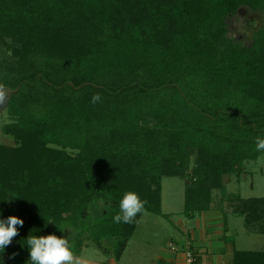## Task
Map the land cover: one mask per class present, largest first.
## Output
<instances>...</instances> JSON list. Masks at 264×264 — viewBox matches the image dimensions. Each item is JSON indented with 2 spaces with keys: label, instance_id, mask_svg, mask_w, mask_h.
Listing matches in <instances>:
<instances>
[{
  "label": "trees",
  "instance_id": "trees-1",
  "mask_svg": "<svg viewBox=\"0 0 264 264\" xmlns=\"http://www.w3.org/2000/svg\"><path fill=\"white\" fill-rule=\"evenodd\" d=\"M243 7L264 0H0L16 140L0 145V219L24 221L0 264L28 262L29 235L68 239L70 228L77 257L91 230L99 247L117 240L119 259L145 211L165 216L163 178L186 180L191 218L264 155V26L249 45L232 36ZM128 191L145 211L113 223ZM219 200L264 234V196ZM234 264H264V249L237 250Z\"/></svg>",
  "mask_w": 264,
  "mask_h": 264
},
{
  "label": "rangeland",
  "instance_id": "rangeland-1",
  "mask_svg": "<svg viewBox=\"0 0 264 264\" xmlns=\"http://www.w3.org/2000/svg\"><path fill=\"white\" fill-rule=\"evenodd\" d=\"M263 26L264 10L254 11L243 7L234 17L230 26V33L232 36L242 39L244 44L249 45L254 38L255 32ZM7 51L11 56V50L8 49ZM11 95L12 91L5 88L6 99L3 103H0V145L6 146H14L16 144L14 136L5 131V126L13 121L9 111ZM191 163L190 165L192 166L194 161ZM246 163L247 172H244L241 176H225V187L223 190H216L214 193L213 208L209 210L212 212L210 214L208 212L197 214L192 219H187L184 215L186 180L178 176L163 178L162 211L165 216L145 211L137 228L129 237L125 251L119 259L112 252L116 248L115 241L117 240L112 241L113 238L109 240L108 236L101 238L102 247H99L93 239L91 230H88L82 235L84 247L79 258L85 264H169V259H174V253L177 252V250L172 248L171 243L176 246L182 245L188 238L187 234L182 233L180 229L185 228V230H188L187 232H190V235L198 234L202 236L200 232L204 233L207 230L206 228L209 229L207 230L209 233L220 231L219 225L224 224L223 218H225L227 224L226 237H223V240L226 242L225 246L228 249L263 250L264 234L260 233L257 227H248L245 218L234 212L232 204L227 203L223 207L217 208L220 202L219 199L222 196L227 198L231 194L242 197L264 196V155H261L257 160L247 161ZM217 209H219L222 219H220V215H213ZM180 220L185 221L179 223ZM68 233L69 241L73 240L76 234L75 230L70 228ZM48 234L49 230L46 232V235ZM221 235L223 234L221 233ZM109 249L111 252L106 251ZM207 249H210V242ZM207 256L209 259L207 258L206 264H231L230 261H227V258H232L228 252L222 255L223 262H219L217 252ZM173 261L175 263V260ZM23 264H27V262Z\"/></svg>",
  "mask_w": 264,
  "mask_h": 264
},
{
  "label": "clouds",
  "instance_id": "clouds-1",
  "mask_svg": "<svg viewBox=\"0 0 264 264\" xmlns=\"http://www.w3.org/2000/svg\"><path fill=\"white\" fill-rule=\"evenodd\" d=\"M5 88L0 84V103L5 101ZM101 100L99 93L94 94L92 103ZM256 151H264V138L255 139ZM147 201L141 200L139 195L133 191L126 192L119 203L120 211L112 217L113 223L131 224L138 214L145 211ZM24 221L16 216L0 219V250L9 246L14 237L18 235L17 226H23ZM29 249V261L27 264H85L77 257L67 238H61L54 234L46 236L29 235L27 237Z\"/></svg>",
  "mask_w": 264,
  "mask_h": 264
},
{
  "label": "crops",
  "instance_id": "crops-1",
  "mask_svg": "<svg viewBox=\"0 0 264 264\" xmlns=\"http://www.w3.org/2000/svg\"><path fill=\"white\" fill-rule=\"evenodd\" d=\"M225 204H229L228 201L224 202ZM224 204V205H225ZM213 208V207H212ZM218 208V207H217ZM211 210V209H210ZM210 214V212L212 211H206ZM223 213V212H222ZM213 215H220L221 213L219 211V209H217L216 211H214ZM187 216H185L186 218ZM195 217V216H194ZM194 217H191L194 218ZM190 217H187V219ZM220 218V217H219ZM223 217L221 216L220 219H222ZM185 221V220H180V222ZM219 224H221L220 222H218ZM224 223V224H223ZM223 225H219L220 226V231H213V233H209L207 230H209L208 228H206L207 230L203 232H200V234H202V236L200 235H190V232H187L188 230L184 229H180L182 231V233H184L185 235L187 234V240L185 241L184 244L182 245H175L174 243H171L172 248H174V250H177L176 253H174V259L171 260V258L169 259L168 263L169 264H187V253L188 251H190L192 249V251L196 252L197 256H198V261L194 264H206V260L207 258L209 259V257L207 255L209 254H215V252L218 253L219 255V262H223V258L222 255L226 254V252L229 253V256H232V258H227V261H230L231 264H234V255H235V251H237V249H228L225 246V241L223 240V237H226V232H227V224L225 221V218H223ZM222 227V228H221ZM215 229V228H214ZM222 230V232H221ZM224 230V231H223ZM187 232V233H185ZM220 233L217 235V233ZM221 233L223 235H221ZM224 237V238H225ZM222 238V239H221ZM209 242H210V249H207L209 247ZM190 244V245H189ZM79 257V256H78ZM175 260V263H173ZM159 263V262H158ZM159 264H167V263H159Z\"/></svg>",
  "mask_w": 264,
  "mask_h": 264
},
{
  "label": "built area",
  "instance_id": "built-area-1",
  "mask_svg": "<svg viewBox=\"0 0 264 264\" xmlns=\"http://www.w3.org/2000/svg\"><path fill=\"white\" fill-rule=\"evenodd\" d=\"M187 256V264H192V262L195 260L194 255L191 251H188Z\"/></svg>",
  "mask_w": 264,
  "mask_h": 264
}]
</instances>
